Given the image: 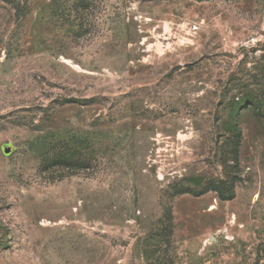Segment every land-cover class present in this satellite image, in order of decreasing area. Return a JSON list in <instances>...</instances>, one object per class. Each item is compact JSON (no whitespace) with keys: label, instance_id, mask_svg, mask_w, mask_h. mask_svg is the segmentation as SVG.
Returning a JSON list of instances; mask_svg holds the SVG:
<instances>
[{"label":"rangeland","instance_id":"374dc122","mask_svg":"<svg viewBox=\"0 0 264 264\" xmlns=\"http://www.w3.org/2000/svg\"><path fill=\"white\" fill-rule=\"evenodd\" d=\"M0 264H264V0H0Z\"/></svg>","mask_w":264,"mask_h":264},{"label":"trees","instance_id":"16d2710c","mask_svg":"<svg viewBox=\"0 0 264 264\" xmlns=\"http://www.w3.org/2000/svg\"><path fill=\"white\" fill-rule=\"evenodd\" d=\"M49 163V161H47V163L46 164H48ZM45 169H48V168H46L45 167ZM216 190H218L217 192L219 193V195L221 196V197H223L224 198V195H223V193L219 190V189H216ZM231 199H233L234 198V195L232 194L231 195V197H230Z\"/></svg>","mask_w":264,"mask_h":264}]
</instances>
